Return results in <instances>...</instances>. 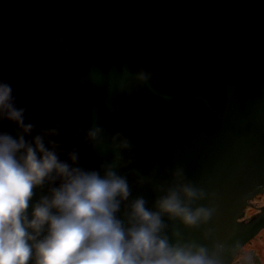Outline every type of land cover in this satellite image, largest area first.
Segmentation results:
<instances>
[{
  "label": "water",
  "instance_id": "1",
  "mask_svg": "<svg viewBox=\"0 0 264 264\" xmlns=\"http://www.w3.org/2000/svg\"><path fill=\"white\" fill-rule=\"evenodd\" d=\"M0 80L26 122L59 121L62 159L75 148L83 168L113 164L128 201L153 207L182 169L205 192L193 206L212 211L194 226L164 215L171 242L227 258L264 227V207L237 222L264 186V0H0ZM93 125L101 134L90 141ZM0 131L17 129L3 119ZM117 131L129 148L114 147Z\"/></svg>",
  "mask_w": 264,
  "mask_h": 264
},
{
  "label": "clouds",
  "instance_id": "2",
  "mask_svg": "<svg viewBox=\"0 0 264 264\" xmlns=\"http://www.w3.org/2000/svg\"><path fill=\"white\" fill-rule=\"evenodd\" d=\"M135 76L142 82L150 73L141 68ZM25 110L10 83L0 80V120L17 129L15 135L0 131V264H264V251L248 241L235 244L225 258L219 248L169 240L164 215L194 226L212 211L193 206L205 192L185 179L182 169L158 186L153 207L143 196L128 201V181L113 164L83 168L75 148L62 159L64 149L53 139L59 121L38 127L25 121ZM100 134L93 125L85 138L95 141ZM112 140L117 149L130 147L119 131ZM45 185L47 191L33 200ZM125 201L122 219L118 212Z\"/></svg>",
  "mask_w": 264,
  "mask_h": 264
},
{
  "label": "flooded vegetation",
  "instance_id": "3",
  "mask_svg": "<svg viewBox=\"0 0 264 264\" xmlns=\"http://www.w3.org/2000/svg\"><path fill=\"white\" fill-rule=\"evenodd\" d=\"M65 98H71V89L70 88H67V90L65 91ZM261 191H263L262 192V194L261 195H259V196H261V198L262 197H264V187L261 189ZM258 197V196H257ZM260 201L259 200H255L253 203H251L250 204V206H247V208L245 209V213H244V217L243 216H241L242 215V211H241V209H238V211H237V214L239 215V216H241L240 217V219H239V222H240V224L241 225H243V224H245V223H247V222H249L250 220H251V218H250V216H247L246 217V210H250V211H252V213L251 214H254V213H256L258 210H257V208H260L261 207V205L262 204H260L259 203ZM254 204H257V205H254ZM256 209V210H255ZM244 219H246V220H243V218ZM249 246L251 247V248H253V249H255L256 251H264V229H262L253 239H251L249 242Z\"/></svg>",
  "mask_w": 264,
  "mask_h": 264
},
{
  "label": "rangeland",
  "instance_id": "4",
  "mask_svg": "<svg viewBox=\"0 0 264 264\" xmlns=\"http://www.w3.org/2000/svg\"><path fill=\"white\" fill-rule=\"evenodd\" d=\"M258 200L260 201V203H262V202L264 201V197H262V198L260 197ZM254 205H257V204H254ZM251 213H252V211L247 210V215H248V216H250Z\"/></svg>",
  "mask_w": 264,
  "mask_h": 264
}]
</instances>
